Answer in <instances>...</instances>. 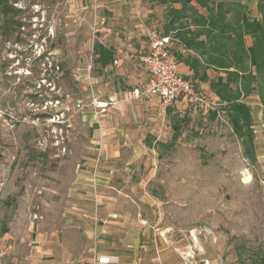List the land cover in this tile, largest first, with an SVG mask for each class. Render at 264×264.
I'll return each instance as SVG.
<instances>
[{
    "label": "rangeland",
    "instance_id": "374dc122",
    "mask_svg": "<svg viewBox=\"0 0 264 264\" xmlns=\"http://www.w3.org/2000/svg\"><path fill=\"white\" fill-rule=\"evenodd\" d=\"M152 2L18 0L7 29L0 15V264L107 252L121 264H247L264 251L262 88L242 97L256 161L208 83L193 106L132 97L147 31L164 23ZM97 40L116 50L103 71Z\"/></svg>",
    "mask_w": 264,
    "mask_h": 264
},
{
    "label": "trees",
    "instance_id": "16d2710c",
    "mask_svg": "<svg viewBox=\"0 0 264 264\" xmlns=\"http://www.w3.org/2000/svg\"><path fill=\"white\" fill-rule=\"evenodd\" d=\"M155 1L165 8L163 28L156 29L170 36L171 51L179 64L188 67L186 72L180 70L182 76L192 83L196 95L200 93L199 83L209 84L234 132L242 139L245 156L256 161L252 110L242 97L256 92L257 83L262 88L264 106V0H257L258 14L254 16L245 0ZM17 2L0 0L3 29L11 23L12 12L18 11L14 6ZM248 37L252 38L251 44L247 43ZM93 49L94 62L102 70L116 59V50L99 40ZM55 67L61 72L67 69L64 63ZM212 71L216 75L213 76ZM173 129L175 142L182 132L178 119ZM7 230L5 226L3 232ZM247 264H264V251Z\"/></svg>",
    "mask_w": 264,
    "mask_h": 264
},
{
    "label": "built area",
    "instance_id": "2783aa9c",
    "mask_svg": "<svg viewBox=\"0 0 264 264\" xmlns=\"http://www.w3.org/2000/svg\"><path fill=\"white\" fill-rule=\"evenodd\" d=\"M140 15L146 17L145 13ZM146 35L148 51L141 59L148 74V81L135 87L132 97H156L164 107L183 99L195 102L198 99L195 89L180 72L179 60L171 51L170 36L162 35L156 28L149 29ZM98 106L101 105L98 103ZM102 111L105 109L102 108ZM114 259L116 257L95 253L90 264H111L116 262Z\"/></svg>",
    "mask_w": 264,
    "mask_h": 264
},
{
    "label": "crops",
    "instance_id": "0c3cea01",
    "mask_svg": "<svg viewBox=\"0 0 264 264\" xmlns=\"http://www.w3.org/2000/svg\"><path fill=\"white\" fill-rule=\"evenodd\" d=\"M152 4H155V5H157V6H161L162 9H163V11L165 12V8H164V6L157 4L155 0H153ZM176 6H179V5H176ZM163 24H164V23H163ZM162 28H163V27H162ZM162 28H160V29L162 30ZM101 42H102L104 45H106L103 41H101ZM247 43H249V42H248V39H247ZM106 46H108V45H106ZM115 60H117V59H115ZM115 60H114V61H115ZM179 68H180V70H181L182 72H186V71H188V67L185 66V65H183V64H180ZM100 69H101V67H100ZM105 69H106V68H105ZM101 70H102V69H101ZM103 70H104V69H103ZM103 70H102V71H103ZM147 81H148V74H147V78H146V81L144 82V84H145ZM182 101H184V100H178L177 102H175V103L169 105L168 107H164V106H163V107H164V109H167V108H177V107H179V106L183 103ZM180 103H181V104H180ZM104 255H108V256L116 257V259H114L116 262L111 263V264H121V263L123 262L122 259H121V257L118 256V255H116V254H114V253H109V252H107V253H104Z\"/></svg>",
    "mask_w": 264,
    "mask_h": 264
},
{
    "label": "bare ground",
    "instance_id": "6f19581e",
    "mask_svg": "<svg viewBox=\"0 0 264 264\" xmlns=\"http://www.w3.org/2000/svg\"><path fill=\"white\" fill-rule=\"evenodd\" d=\"M194 237H196L195 233L192 234ZM195 242V241H194Z\"/></svg>",
    "mask_w": 264,
    "mask_h": 264
}]
</instances>
